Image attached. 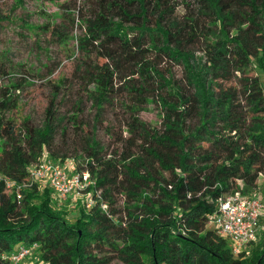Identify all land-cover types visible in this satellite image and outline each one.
<instances>
[{
  "label": "trees",
  "instance_id": "trees-1",
  "mask_svg": "<svg viewBox=\"0 0 264 264\" xmlns=\"http://www.w3.org/2000/svg\"><path fill=\"white\" fill-rule=\"evenodd\" d=\"M197 5V12L178 20L175 0H98L84 20L77 48L88 59L90 43L104 60L80 63L86 95L99 114L123 79L130 95L128 148L141 143L136 153L104 155L91 135L82 162L74 163L93 181L90 202L78 200L71 217L50 207L46 184L30 179L44 156L71 160L54 146V98L41 127L28 119L17 126L5 113L16 108L11 90L21 83L0 87V174L31 183L17 202L0 181V264H11L5 256L16 245L34 243L41 264H264V212L257 241L240 257L211 223L223 193L264 200L256 191L264 175V82L248 75L252 68L264 72V0ZM195 45L201 57L191 50ZM151 51L181 66L182 85L148 59ZM150 81L164 90L157 101L147 95ZM150 102L161 108L160 128L137 116ZM113 190L124 197V217L114 207Z\"/></svg>",
  "mask_w": 264,
  "mask_h": 264
},
{
  "label": "rangeland",
  "instance_id": "rangeland-1",
  "mask_svg": "<svg viewBox=\"0 0 264 264\" xmlns=\"http://www.w3.org/2000/svg\"><path fill=\"white\" fill-rule=\"evenodd\" d=\"M175 1L178 20L186 17L189 11L197 12V0H186L188 7L182 0ZM97 6L98 0H0V87L21 83L18 89L11 90L16 108L6 112L5 117L11 118L17 126L23 119H28L34 127H41L46 109L54 98L57 124L54 146L67 153L75 165L82 162L81 157H84L91 135L104 155L126 150L136 153L141 143L139 139L128 148L130 135L127 127L131 120L125 105L130 102V95L122 85L123 79L117 80L113 100L104 104L99 114L85 92L89 86L80 76V63L84 60L91 64L104 62L98 58L90 43L86 44L91 50L88 59L77 48L78 39L86 33L84 20L93 16ZM199 48V45L191 48L196 58L202 56ZM147 56L165 75L170 73L174 81L182 85L181 66L154 51L148 52ZM128 72H121V77H126ZM248 75H256L264 82V72L260 70L252 68ZM59 79L63 82L55 88ZM56 91L58 94L54 96ZM163 93L157 83L149 82V97L157 101V95ZM74 114L76 119L72 118ZM161 114L160 106L150 102L137 116L148 127L160 128ZM163 176L169 177L167 173ZM256 191L264 195V175L257 181ZM154 197H157V192ZM112 198L115 209L121 211L119 215L126 216L124 197L113 190ZM78 202L72 198L57 202L51 192L49 204L53 210L71 217ZM262 227L264 216L260 220V229ZM34 256L22 264H41ZM111 264L123 263L114 259Z\"/></svg>",
  "mask_w": 264,
  "mask_h": 264
},
{
  "label": "built area",
  "instance_id": "built-area-1",
  "mask_svg": "<svg viewBox=\"0 0 264 264\" xmlns=\"http://www.w3.org/2000/svg\"><path fill=\"white\" fill-rule=\"evenodd\" d=\"M32 182L44 183L48 186L57 202H64L70 198L74 201H88L89 188L93 181L85 171L78 172L72 160L58 163L48 160L42 161L30 169ZM0 181L4 183L5 191L13 193L17 202L23 199V191L31 183H17L0 174ZM99 197V192H95ZM90 204H86L89 208ZM106 209L105 205L101 206ZM264 212V200L259 197H249L240 192H227L216 199V208L212 213L211 223L227 242L231 254L240 257L248 253L249 248L258 237V221ZM38 249L36 243L31 245L18 244L5 257L11 264H22L32 257Z\"/></svg>",
  "mask_w": 264,
  "mask_h": 264
}]
</instances>
